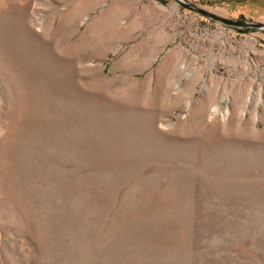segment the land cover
Here are the masks:
<instances>
[{"label": "rangeland", "instance_id": "obj_1", "mask_svg": "<svg viewBox=\"0 0 264 264\" xmlns=\"http://www.w3.org/2000/svg\"><path fill=\"white\" fill-rule=\"evenodd\" d=\"M182 1L264 23V0ZM0 264H264V32L0 0Z\"/></svg>", "mask_w": 264, "mask_h": 264}, {"label": "water", "instance_id": "obj_2", "mask_svg": "<svg viewBox=\"0 0 264 264\" xmlns=\"http://www.w3.org/2000/svg\"><path fill=\"white\" fill-rule=\"evenodd\" d=\"M182 7L193 11L195 13H198L199 15L212 20L216 23L228 26V27H234V28H245V29H254L258 31L264 32V23L258 22V21H250L246 19H230L218 16L216 14L210 13L202 8L197 7L196 5L192 3H187L182 0H173Z\"/></svg>", "mask_w": 264, "mask_h": 264}]
</instances>
